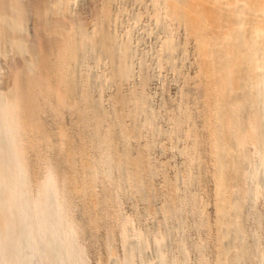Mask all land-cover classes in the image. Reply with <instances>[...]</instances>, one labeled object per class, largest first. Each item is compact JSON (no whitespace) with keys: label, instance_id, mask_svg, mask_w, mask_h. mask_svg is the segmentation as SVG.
Returning a JSON list of instances; mask_svg holds the SVG:
<instances>
[{"label":"bare ground","instance_id":"obj_1","mask_svg":"<svg viewBox=\"0 0 264 264\" xmlns=\"http://www.w3.org/2000/svg\"><path fill=\"white\" fill-rule=\"evenodd\" d=\"M163 72L199 107H155ZM259 183L264 0H0V264H90L76 209L101 264H191L170 222L211 231L196 264H264Z\"/></svg>","mask_w":264,"mask_h":264},{"label":"rangeland","instance_id":"obj_2","mask_svg":"<svg viewBox=\"0 0 264 264\" xmlns=\"http://www.w3.org/2000/svg\"><path fill=\"white\" fill-rule=\"evenodd\" d=\"M164 73V76H163V74H162V78L163 79H165V81H162V78H160L159 79V81L157 80L154 84L155 85H153V82L151 83V84H148L149 86V88L148 87H146V91H148V92H150V93H148L149 95H151L150 96V98H151V100H152V98H153V96H154V98L155 97H157V98H155V99H153L154 101H152V103L154 102V103H156V104H154V106L156 105L157 106V108H158V106H160L159 108H161V106H162V104H164V106L165 105H168L167 107L165 106H162V108L164 109V108H166V109H168L169 111H170V109H171V111H173V110H175V108H176V104L178 103V102H180V98H182V100L181 101H183V100H185V102L189 99V100H191L190 101V103H189V101L187 102V104L189 105H191L192 106V104H193V108H198L199 106V100L198 99H196V98H198L197 97V92H196V90L194 89L195 87H193V85L192 84H185L184 82H181L180 80L181 79H179L177 76L176 77H172L174 74H172V73H170V72H167V74H168V76H167V74H166V72H163ZM166 75V76H165ZM169 75H172V76H170V77H172V78H170L169 77ZM167 77V78H166ZM178 78V79H177ZM171 79L172 80H174V81H172L171 82ZM176 79H177V82H176ZM180 81V83H179V81ZM164 84H163V83ZM173 82H174V84H173ZM162 83V84H161ZM177 83V84H176ZM183 83V84H182ZM179 84H180V86H179ZM151 85V86H150ZM165 85V86H164ZM179 88H177L176 86ZM185 85V86H184ZM189 85V86H188ZM186 87V89L188 88V89H191V91L190 90H188L187 92H185L186 91V89L184 88V87ZM191 86H192V88H191ZM151 87V88H150ZM164 87V88H163ZM180 87H182V88H180ZM148 89V90H147ZM181 89H182V91H181ZM192 89H194L193 90V92H192ZM160 90V91H159ZM195 91V92H194ZM152 92V93H151ZM185 92V93H184ZM190 92H192V93H190ZM160 93V94H159ZM182 93V94H181ZM157 94V95H156ZM185 95V98L187 97V95H188V98H186V99H184V95ZM189 94H191V96H189ZM181 95V96H180ZM193 96H194V98H193ZM178 97V98H177ZM190 97V98H189ZM174 98V99H173ZM177 99V100H176ZM161 100V101H160ZM194 100V101H193ZM178 101V102H177ZM163 102V103H162ZM176 102V103H175ZM197 104H196V103ZM175 104V105H174ZM197 105V106H196ZM155 106V107H156ZM169 106L171 107L170 109H169ZM195 108V109H196ZM166 109H164V110H166ZM167 111V110H166ZM157 154V155H156ZM159 154L160 153H156L155 152V156H159ZM160 158H161V155L159 156ZM205 157H207V159H209V154L206 152V155H205ZM159 178H157V181H160L161 182V180L159 179ZM158 183V182H157ZM159 184V183H158ZM258 186H256V189H258V187H259V190H256V192L257 191H259V192H257V195H256V197L258 198H256L255 199V204H254V209H255V207H257V208H259V210L258 209H256L257 210V214H258V216L256 217V215H255V218H253L252 216H254V214L253 215H251V217L252 218H250L249 219V222H250V225H252V226H258L261 222L263 223V225H264V187H263V191H262V186H264V185H262L261 186V183H259V184H257ZM260 185V186H259ZM263 192V193H262ZM258 193H260V194H258ZM261 193H262V195L263 196H260L261 195ZM157 200H159V202L157 201ZM124 201V203H123V205H125V206H123V208H122V212L124 213V214H126V215H128V216H133V218H135V220L136 219H138L137 218V213H134L135 211L137 212H139L138 214H140V217H142V216H144V217H142V218H140V219H138V220H136L137 222V225H139L140 224V221H142V219H143V221L141 222V224H140V228H145L146 230H147V228H148V224H149V228H148V230L147 231H149V237H150V240H151V238L152 239H154V235H155V233L157 232V229H158V226H159V224L160 223H158V222H161L162 221V214L161 213H157L156 214V216H155V214H152V213H147V212H145V210H147V209H145V208H147V205L145 204V203H141L140 201H138L137 203H139V204H137V203H135V206H133L132 204H131V202H128L127 200H123ZM126 202V203H125ZM158 202V203H157ZM130 203V205H128ZM155 203H156V205H153L154 207H156V208H159L160 207V203H162V199H161V197L159 196L157 199H156V201H155ZM154 203V204H155ZM126 204H127V206H126ZM143 204H145L146 206H143ZM258 206H257V205ZM138 205V206H137ZM157 205H159V207L157 206ZM131 206V207H130ZM141 206H143V207H141ZM129 207V208H128ZM134 207H138V208H140L139 210L138 209H135ZM126 208V210H123V209H125ZM141 208L142 209H144V211L143 210H141ZM149 208V207H148ZM262 209V210H261ZM77 210V211H76ZM75 211V216H76V218H77V220L78 221H80L81 222V224H82V226H83V228H85L84 229V232L82 231V229L83 228H81V235H80V238H79V242H80V244L82 243V245H83V247L85 248V250H87V252H86V254L87 253H89V254H87V257H89L90 258V264H96V263H98V264H101V263H103L105 260H107L106 258H108V253H109V249H110V247H109V245L107 244V241H106V239H107V234H108V229H109V227H108V225H106V224H101L100 226H99V228L100 229H97V227H95L94 229H93V227L92 228H90L89 229V227L90 226H87L85 223V219H83L82 217V214H81V211H79V209H76ZM133 210V212H131ZM126 213H125V212ZM142 211H143V214H142ZM263 211V212H262ZM141 212V213H140ZM79 213V214H78ZM128 213V214H127ZM262 213V214H261ZM130 214V215H129ZM133 214V215H132ZM136 216H135V215ZM147 214V215H146ZM259 214H261L262 215V217L259 215ZM146 215V216H145ZM154 215V216H153ZM82 216V217H81ZM159 218H158V217ZM154 221H153V220ZM160 219V220H159ZM83 220V221H82ZM140 220V221H139ZM251 220V221H250ZM252 220H257L256 222L254 221V225H253V221ZM261 220H263V221H261ZM157 222V225L155 224ZM145 223V224H144ZM148 223V224H147ZM189 223V224H188ZM256 224V225H255ZM85 225V226H84ZM104 226V227H101V226ZM143 227H142V226ZM170 227H172V229H173V231H172V233L173 232H175V231H177V232H180V234L181 235H179V233H177V232H175L176 233V235H175V233H173V236H171L170 237V240H172V242H171V247H173V245H174V247L175 248H173V249H176V246H175V242L174 241H176V240H178L179 238H180V240H181V236H183L182 237V241H184V243H187V244H189V245H186V247H187V254H188V256H189V253H190V255H191V253H192V256L191 257H193V258H191L192 260V262L190 261V257H188V262L190 263L191 262V264L192 263H194V264H196V261L198 260L197 258H198V254H199V252H197V251H195V250H197V248H196V243L199 241V239H200V241H202V240H204L205 238H207L208 236H210V234H211V231H210V233H209V231L207 230V229H205V232H204V228H199V229H201V233H200V231H199V229H198V227H192L193 225L192 224H190V222H187L186 223V226H182L181 227V229H183V230H185V231H183V230H180V226H178L177 225V222L175 223V222H170ZM157 226V228H155ZM87 227H88V229H89V231H91V232H89L88 230H87ZM174 227V228H173ZM176 228H178V230L176 229ZM189 230H188V229ZM191 228V229H190ZM196 230H195V229ZM97 229V230H96ZM155 229V230H154ZM174 229H175V231H174ZM194 229V230H193ZM154 230V231H153ZM86 231H88V232H86ZM94 231H95V234H94ZM96 231H99V232H96ZM107 231V232H106ZM118 231V230H117ZM116 231V236L119 234V231L117 232ZM151 231H153V232H151ZM181 231H183V232H181ZM195 231H196V233H195ZM206 231H208V233L209 234H206L205 235V233H207ZM86 232V233H85ZM150 232H151V235H150ZM189 232V233H188ZM204 232V233H203ZM85 233V234H84ZM89 233H91V234H93V235H89ZM185 233H187V234H185ZM204 235H203V234ZM87 234V235H86ZM184 234V235H183ZM263 234V233H262ZM180 237H179V236ZM196 235V236H195ZM200 235H202L201 236V238L199 237L198 238V236H200ZM208 235V236H207ZM92 236H93V238H94V236H95V238L93 239L92 238ZM115 236V238H114V245H113V247H114V250L119 254V255H122V254H120L122 251L124 252V246H123V240H122V238H121V236H120V234H119V236H117L116 237ZM186 236V237H185ZM188 236H190V238H187ZM196 238H195V237ZM91 237V238H90ZM99 237V238H98ZM173 237L174 238H176V239H173ZM178 237V238H177ZM186 238V241H185V238ZM204 237V238H203ZM120 240H119V239ZM188 239V240H187ZM192 239V241L190 242V240ZM196 239V240H195ZM103 240V241H102ZM122 240V241H121ZM82 241V242H81ZM84 241V242H83ZM193 241H195V242H193ZM193 242V243H192ZM117 243V244H116ZM192 243V244H191ZM85 244V245H84ZM106 244V245H105ZM194 246H195V248H194ZM109 247V248H108ZM189 247V248H188ZM155 247H154V240H153V242H152V240H151V242H150V253L149 254H151V256L150 257H152V259L154 258V259H156L157 257V255H156V249L155 250H153ZM152 250V251H151ZM192 251H195L196 253H194V252H192ZM107 252V253H106ZM156 252V253H155ZM106 254H107V256H106ZM194 254V255H193ZM102 255V256H101ZM155 256V257H154ZM194 256H196V257H194ZM103 258H104V261H103ZM195 258V260L193 261V259ZM197 259V260H196ZM102 260V261H101ZM100 261V262H99ZM92 262V263H91Z\"/></svg>","mask_w":264,"mask_h":264}]
</instances>
